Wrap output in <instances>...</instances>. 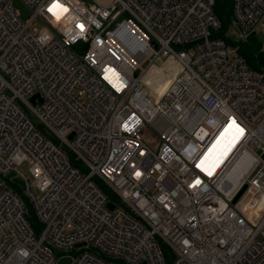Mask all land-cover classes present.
Instances as JSON below:
<instances>
[{"label": "built area", "instance_id": "1", "mask_svg": "<svg viewBox=\"0 0 264 264\" xmlns=\"http://www.w3.org/2000/svg\"><path fill=\"white\" fill-rule=\"evenodd\" d=\"M13 1L0 0V264H166L163 247L170 264H264V73L214 36V0H18L26 18ZM231 1L238 40L264 32V0ZM151 68L163 92L143 83Z\"/></svg>", "mask_w": 264, "mask_h": 264}, {"label": "rangeland", "instance_id": "2", "mask_svg": "<svg viewBox=\"0 0 264 264\" xmlns=\"http://www.w3.org/2000/svg\"><path fill=\"white\" fill-rule=\"evenodd\" d=\"M85 1L86 2L99 1L100 3H103V4H109L110 3V0H85ZM35 25H38L39 27H44L43 25L37 24V23H35ZM45 28H47V27L45 26ZM260 32L262 35V39L264 41V32L263 31H260ZM239 34H240V30L236 26L230 24L227 31H226V36L229 39L236 41L239 38ZM148 75L151 78V79L147 80V82H146L149 90L150 91L152 90V92H163L165 89V86L161 80L160 69H152L151 68L150 71L148 72ZM29 118L34 124H36V125L39 124V122L37 121V119L34 116L29 114ZM69 158H70V161L73 165L77 166L84 173H88L89 170L84 164L77 162L72 155H69ZM20 168L23 172H28L27 161L22 163ZM93 179L97 180L96 177H94ZM98 182H99L101 189L111 199H113L114 193H113L112 189L109 186L105 185L103 182H101V181H98ZM14 188L17 190L18 194L20 195V197L23 201L25 211H26V218L29 220L32 229L34 230V232L37 235L39 230H40V226H39L38 220L36 219L32 204L30 203L28 197L25 195L23 187H21L20 185H14ZM163 251L166 255V264H170V260L173 256L171 250L168 247H163Z\"/></svg>", "mask_w": 264, "mask_h": 264}, {"label": "trees", "instance_id": "3", "mask_svg": "<svg viewBox=\"0 0 264 264\" xmlns=\"http://www.w3.org/2000/svg\"><path fill=\"white\" fill-rule=\"evenodd\" d=\"M231 0H214L213 11L220 21V27L213 33L227 44L237 46V52L241 55L249 67L264 73V53L262 52L263 39L260 32L249 33L244 41L235 42L226 36L230 23Z\"/></svg>", "mask_w": 264, "mask_h": 264}, {"label": "water", "instance_id": "4", "mask_svg": "<svg viewBox=\"0 0 264 264\" xmlns=\"http://www.w3.org/2000/svg\"><path fill=\"white\" fill-rule=\"evenodd\" d=\"M13 4H14L16 7H18V8L20 9V11H21V15L23 16V18H26L27 13H28L27 9H26V8H25V7H24V6H23L18 0H14V1H13ZM153 45H154L155 47L157 46V44H156L154 41H153ZM33 100H34V97L31 98V101H33ZM70 137H71V136H70ZM8 177H9V178L11 177L12 182H14L15 184H18V185H20L21 187L24 186L23 181H22L21 179H19V178H17V177H14V172L10 173V174L8 175ZM243 190H244V189H241V190L239 191V193L236 195L234 201H236V199L241 195V193L243 192ZM109 207L112 208L113 205H112V204H109ZM68 261H69V258H63V259H61V260L59 261V264H66V262H68ZM142 264H144V263H142Z\"/></svg>", "mask_w": 264, "mask_h": 264}, {"label": "bare ground", "instance_id": "5", "mask_svg": "<svg viewBox=\"0 0 264 264\" xmlns=\"http://www.w3.org/2000/svg\"><path fill=\"white\" fill-rule=\"evenodd\" d=\"M252 32H253V31H252ZM252 32H250V33H252ZM238 41H244V40H236L235 42H238ZM263 44H264V41H263ZM227 46H228V47H231V48H235L236 51H237V46L230 45V44H227ZM262 47H263V45H262ZM262 52H263V51H262ZM149 71H150V70H149ZM149 71H147V73L145 74L144 79H143V83L146 85V87H147L148 90H149V88H148L146 82H147V80L151 79V78L149 77V75H148V72H149ZM160 72H161V70H160ZM161 80H162V83H164V86H165V89H166V86H167V84H168V80H167V79L165 80V77H164L163 74H161ZM165 89H164V90H165ZM219 139H220V138H218V139L216 140L215 145L218 144L217 141H219Z\"/></svg>", "mask_w": 264, "mask_h": 264}]
</instances>
